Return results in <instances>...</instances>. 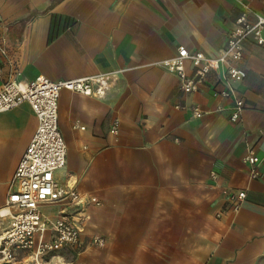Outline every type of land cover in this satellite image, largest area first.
Returning a JSON list of instances; mask_svg holds the SVG:
<instances>
[{
    "label": "crops",
    "instance_id": "0c3cea01",
    "mask_svg": "<svg viewBox=\"0 0 264 264\" xmlns=\"http://www.w3.org/2000/svg\"><path fill=\"white\" fill-rule=\"evenodd\" d=\"M244 6L264 12V0H0V90L10 80L114 77L103 97L60 92L66 163L55 180L85 204L40 210L74 213L80 248L38 264H264V45L244 43L246 78L231 84L243 103L238 123L233 101L214 95L225 87L220 67L185 95L158 65L180 47L219 57ZM36 128L26 103L0 113V209ZM249 151L257 179L243 163ZM239 191L245 200L233 208ZM8 224L0 220V234Z\"/></svg>",
    "mask_w": 264,
    "mask_h": 264
},
{
    "label": "built area",
    "instance_id": "2783aa9c",
    "mask_svg": "<svg viewBox=\"0 0 264 264\" xmlns=\"http://www.w3.org/2000/svg\"><path fill=\"white\" fill-rule=\"evenodd\" d=\"M1 21V17H0ZM251 41L264 45V12L252 11L244 6L234 20V27L227 35L225 48L219 57L212 59L202 53H189L180 47L177 55L158 63L168 74L175 76L185 95L196 93L205 82L211 70L221 69L224 89L214 95L233 101L230 122L238 123L243 103L231 86L246 78L240 68L244 43ZM0 55L5 56L4 48ZM190 62L194 68L187 74L184 64ZM114 77L96 75L70 81H50L37 77L28 83L7 81L0 90V113L8 112L21 104H28L37 119V128L25 153L20 159L4 207L0 209V220H8L7 228L0 234V264H16L18 259L30 258L33 264L64 250L77 251L80 248V224L73 222V214L81 210L85 201L72 187L61 188L55 180V173L66 163V146L58 128V99L62 90L83 96L103 97L111 87ZM191 116L199 120L202 110L193 106ZM83 129V128H80ZM118 124L115 122L109 134L116 137ZM248 167L250 179H257L260 160L249 151L243 159ZM246 194L239 191L230 195L229 203L237 208ZM66 201L74 213L59 212L54 218L45 216L40 208L50 203ZM89 204H101L91 198ZM90 245L103 248L104 240L93 237Z\"/></svg>",
    "mask_w": 264,
    "mask_h": 264
},
{
    "label": "rangeland",
    "instance_id": "374dc122",
    "mask_svg": "<svg viewBox=\"0 0 264 264\" xmlns=\"http://www.w3.org/2000/svg\"><path fill=\"white\" fill-rule=\"evenodd\" d=\"M46 214L47 215L52 214V211H50V210L46 211ZM22 264H31V263H30V261H28V262H23Z\"/></svg>",
    "mask_w": 264,
    "mask_h": 264
},
{
    "label": "trees",
    "instance_id": "16d2710c",
    "mask_svg": "<svg viewBox=\"0 0 264 264\" xmlns=\"http://www.w3.org/2000/svg\"><path fill=\"white\" fill-rule=\"evenodd\" d=\"M51 37H52V35H51V33H50V36H49V41H51V39H52Z\"/></svg>",
    "mask_w": 264,
    "mask_h": 264
},
{
    "label": "water",
    "instance_id": "95a60500",
    "mask_svg": "<svg viewBox=\"0 0 264 264\" xmlns=\"http://www.w3.org/2000/svg\"><path fill=\"white\" fill-rule=\"evenodd\" d=\"M2 264H11V263H2Z\"/></svg>",
    "mask_w": 264,
    "mask_h": 264
}]
</instances>
